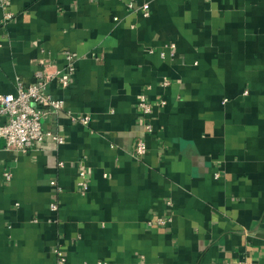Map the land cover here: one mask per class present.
<instances>
[{
  "label": "crops",
  "instance_id": "0c3cea01",
  "mask_svg": "<svg viewBox=\"0 0 264 264\" xmlns=\"http://www.w3.org/2000/svg\"><path fill=\"white\" fill-rule=\"evenodd\" d=\"M4 1L0 94L62 105L0 139V264H264V0Z\"/></svg>",
  "mask_w": 264,
  "mask_h": 264
},
{
  "label": "built area",
  "instance_id": "2783aa9c",
  "mask_svg": "<svg viewBox=\"0 0 264 264\" xmlns=\"http://www.w3.org/2000/svg\"><path fill=\"white\" fill-rule=\"evenodd\" d=\"M6 2L0 0V3ZM130 7V4L127 3ZM8 17L9 14H6ZM173 45H171V48ZM64 57L67 60L63 71L55 72L56 79L62 87L69 85L70 78L75 70L74 63L76 55L73 52L65 51ZM48 78L43 77L41 72L35 73V79L29 85H18L14 94H0V139H3L6 147L26 151L33 143L41 142L46 137L51 136L54 139L61 140L60 136H54L42 127L41 118H43L47 110L58 111L62 102L59 98L53 97L47 90ZM164 103V101H161ZM142 113L151 112V103L141 99L138 103ZM82 123L88 121L87 116L80 117ZM147 131L151 130L149 123H146ZM146 143L143 138L134 139L131 151L141 156L145 153ZM83 185V184H82ZM51 209H55V205H51ZM59 259L56 264H64V257L60 252ZM86 264V263H85ZM91 264V263H87ZM253 264V263H246Z\"/></svg>",
  "mask_w": 264,
  "mask_h": 264
}]
</instances>
